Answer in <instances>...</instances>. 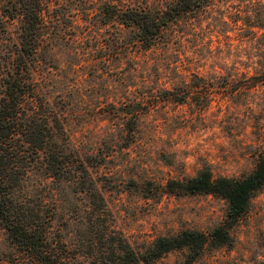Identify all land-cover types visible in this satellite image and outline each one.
<instances>
[{
  "label": "rangeland",
  "instance_id": "obj_1",
  "mask_svg": "<svg viewBox=\"0 0 264 264\" xmlns=\"http://www.w3.org/2000/svg\"><path fill=\"white\" fill-rule=\"evenodd\" d=\"M17 1L0 0L1 71L18 45ZM167 1L40 0L35 102L89 161L102 195L90 207L62 189L53 226L63 237L85 243L113 227L136 248L181 228L207 230L222 221L225 199L169 191L165 180L202 166L239 176L264 143V0H209L148 47L116 16L120 5ZM230 232L231 244L205 246L190 263L182 247L149 264H264V184ZM8 249L0 228V264Z\"/></svg>",
  "mask_w": 264,
  "mask_h": 264
},
{
  "label": "trees",
  "instance_id": "obj_2",
  "mask_svg": "<svg viewBox=\"0 0 264 264\" xmlns=\"http://www.w3.org/2000/svg\"><path fill=\"white\" fill-rule=\"evenodd\" d=\"M17 2L13 6L20 13L18 45L3 71L0 68V228L9 245L1 264H149L166 251L182 247L190 263L205 246L231 244V227L264 184V143L252 168L239 176L214 175L202 166L194 174L165 180L169 191L212 192L225 199L222 221L207 230L181 228L136 248L113 227L95 230L85 243L60 235L53 220L63 188L83 193L90 207L102 204V195L88 170L89 161L71 144L60 123L52 122L47 110L35 102L32 75L40 0ZM208 2L120 5L116 16L122 24L132 25L134 38L148 47L181 12Z\"/></svg>",
  "mask_w": 264,
  "mask_h": 264
}]
</instances>
